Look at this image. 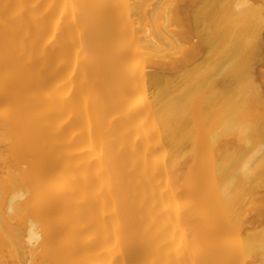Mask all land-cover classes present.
Here are the masks:
<instances>
[{
  "label": "bare ground",
  "instance_id": "1",
  "mask_svg": "<svg viewBox=\"0 0 264 264\" xmlns=\"http://www.w3.org/2000/svg\"><path fill=\"white\" fill-rule=\"evenodd\" d=\"M0 264H264V0H0Z\"/></svg>",
  "mask_w": 264,
  "mask_h": 264
}]
</instances>
